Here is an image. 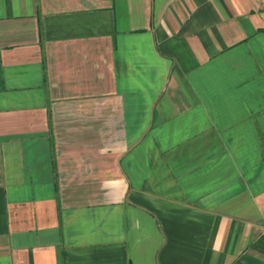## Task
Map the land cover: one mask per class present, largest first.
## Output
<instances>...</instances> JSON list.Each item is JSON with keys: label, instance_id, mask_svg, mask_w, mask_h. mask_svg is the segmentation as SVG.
<instances>
[{"label": "crops", "instance_id": "obj_1", "mask_svg": "<svg viewBox=\"0 0 264 264\" xmlns=\"http://www.w3.org/2000/svg\"><path fill=\"white\" fill-rule=\"evenodd\" d=\"M0 264H264V0H0Z\"/></svg>", "mask_w": 264, "mask_h": 264}]
</instances>
